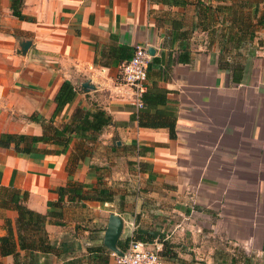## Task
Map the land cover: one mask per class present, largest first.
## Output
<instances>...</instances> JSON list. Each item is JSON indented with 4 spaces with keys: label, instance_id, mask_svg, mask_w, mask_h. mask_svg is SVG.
Listing matches in <instances>:
<instances>
[{
    "label": "crops",
    "instance_id": "crops-1",
    "mask_svg": "<svg viewBox=\"0 0 264 264\" xmlns=\"http://www.w3.org/2000/svg\"><path fill=\"white\" fill-rule=\"evenodd\" d=\"M182 1L23 0L20 19L11 0H0V134L49 135L42 120L61 127L78 108L111 117L100 132L72 134L65 152L49 142L29 154L0 147V185L27 191L26 205L40 213L54 210L48 202L68 181L113 192L103 202L65 196L61 214L46 222L52 242L74 239L72 256L83 264H93L87 248L102 244L111 212L123 229L133 222L168 242V256L162 242L150 243L160 247L162 264H250V252L264 255V46L252 40L225 52L217 36L215 46L195 47L184 16L192 7L190 30L200 29L198 0ZM172 21L187 37L176 35ZM145 43L154 50L146 86L157 80L167 91L147 120L175 115L174 137L168 127L131 119L138 109L120 67ZM187 53L190 62H178ZM64 80L76 96L54 115ZM2 212L14 225L16 211ZM62 262L51 256V264ZM0 264H14L12 256L0 254Z\"/></svg>",
    "mask_w": 264,
    "mask_h": 264
},
{
    "label": "trees",
    "instance_id": "trees-1",
    "mask_svg": "<svg viewBox=\"0 0 264 264\" xmlns=\"http://www.w3.org/2000/svg\"><path fill=\"white\" fill-rule=\"evenodd\" d=\"M157 1L166 5H185L187 2L182 0ZM22 3L23 0H11L10 2L12 14L20 19L25 18L21 12ZM250 6L252 8L250 13H246L243 10L245 6H240L239 9L237 8L231 12L232 17L230 19L225 16L222 17L224 19L223 22L226 24V29L224 28L223 32L215 34L220 39L221 50L227 52L230 49H242L247 42L252 41L253 34L249 30L250 27L256 25L257 27L264 28V11H262V8L264 9V0L251 3L249 4ZM196 7L200 17L198 25L205 31L207 25L204 23L207 21L208 13L214 6L202 4L198 0ZM215 7L218 10H225L224 7L218 5ZM229 9H232V7ZM171 24L174 30L179 29L181 26L174 21ZM176 35L187 37V31L178 32L177 30ZM210 36H213L212 32ZM177 60L181 63H188L191 60V56L189 53L185 54L184 57L180 54ZM166 93L167 91L164 88L158 86L157 80H153L151 86H146L142 94L143 107L138 109L136 114L131 116V119L137 120L140 126L168 127L170 136L174 137L175 115H171L172 120L161 118L156 122L147 120L150 108H156L158 104H164L167 101ZM75 96L76 88L74 85L68 80H64L54 97L56 103L54 115L64 105L72 102ZM156 111L160 116L162 115L160 111ZM31 118L39 120L35 115H32ZM41 122L44 125V129L46 128L49 131V135L47 133L40 136L2 133L0 134V147L6 148L12 145L16 152L29 154L37 150L34 146L35 143L49 142L59 145L61 147L59 152H65L71 141L72 134L83 135L89 131L100 132L104 126L110 124L111 117L101 108L94 110L78 108L61 127L53 125V117L49 122H45L44 120ZM86 189L91 191V193L85 194ZM56 191L59 194L58 200L48 202L49 208L55 207L54 210L49 209L46 213H40L26 205L28 198L27 191H22L12 185H0V218L3 220L2 226L5 230V233L0 236V254L2 256H12L14 264H51L52 255H56L59 259H62V264H83L82 256H72L74 239H63L59 243L52 242L45 228L46 222L51 216H59L61 214V204L65 196H67L68 200L78 198L103 202L112 201L113 192L106 187H92L87 183L76 181H68L65 186L57 188ZM6 209L16 211L17 215L14 225L11 219L3 214L2 211ZM134 236L136 239L148 244L155 240L162 242L161 256H168L171 253L170 249H168V242L164 241L161 235L155 238L151 234H140L137 229ZM125 245L126 241L123 238L118 239L117 246L121 250H125ZM87 252L93 264H108L109 256L112 254L103 244L90 246L87 248ZM67 256H70V258L66 259Z\"/></svg>",
    "mask_w": 264,
    "mask_h": 264
},
{
    "label": "built area",
    "instance_id": "built-area-1",
    "mask_svg": "<svg viewBox=\"0 0 264 264\" xmlns=\"http://www.w3.org/2000/svg\"><path fill=\"white\" fill-rule=\"evenodd\" d=\"M148 44L136 45L131 56L120 67L121 80L133 92L134 104L137 109L143 107L142 94L146 89L147 70L151 55ZM136 227L128 222L123 229L122 238L126 241L123 255L115 253V264H162L159 246H153L135 238Z\"/></svg>",
    "mask_w": 264,
    "mask_h": 264
},
{
    "label": "rangeland",
    "instance_id": "rangeland-1",
    "mask_svg": "<svg viewBox=\"0 0 264 264\" xmlns=\"http://www.w3.org/2000/svg\"><path fill=\"white\" fill-rule=\"evenodd\" d=\"M206 1H210V0H204V1H199L202 4H206ZM255 1V0H254ZM253 0H227V1H223V0H218L215 1L213 4V8L211 9V11L208 13V18L207 21L204 23L205 25H207L205 28V31H202L198 28L196 30H194L193 28L190 30L191 26L193 25L194 22V15H193V8L189 7V9L187 10V12L185 13L184 16V20H185V24L190 27L188 28V35L190 39V42H192L193 45H195V47L199 48V49H206V46H215L216 45V41H217V36H215V34H218L219 32H223L226 24L223 22L224 19L220 18L225 16L228 19H230L231 16V12H233V10L235 9H239L240 6H245V9H243L246 13H250L251 12V6L249 7V4L254 2ZM200 4V3H199ZM210 4V3H209ZM231 4V5H230ZM216 5L220 6V7H224V9L222 10H218L216 9ZM203 8V6H201ZM230 7H232V9H229ZM226 29V28H225ZM261 27H257L256 25H254V27H250L249 30H251L252 34H253V41H256L258 45L261 44V46H264V31L261 30ZM214 30V31H212ZM211 32L213 34V36L211 37ZM214 37V38H213ZM213 40H215L214 42H212ZM255 47V45H253ZM235 253V258L236 261H242V249H238L237 247H235L234 250ZM250 255H246L248 257H245V259H247L249 261L250 264H264V255L261 254H254L252 252L249 253ZM246 261V260H245Z\"/></svg>",
    "mask_w": 264,
    "mask_h": 264
},
{
    "label": "water",
    "instance_id": "water-1",
    "mask_svg": "<svg viewBox=\"0 0 264 264\" xmlns=\"http://www.w3.org/2000/svg\"><path fill=\"white\" fill-rule=\"evenodd\" d=\"M148 51L150 55H153L154 50L152 48L148 47ZM137 218H139V216H137ZM122 229H123V219L119 215L111 212L108 216L106 228L103 233L102 244L112 253H115L116 255L119 256L123 255V251L117 246V241L118 239H120ZM138 233L151 234L155 237L158 235V232L147 230L144 228H139Z\"/></svg>",
    "mask_w": 264,
    "mask_h": 264
}]
</instances>
